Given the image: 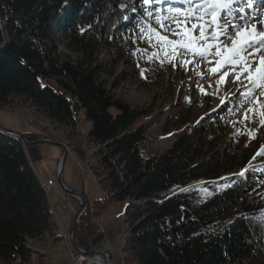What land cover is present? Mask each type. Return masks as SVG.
I'll return each instance as SVG.
<instances>
[{
	"label": "trees",
	"instance_id": "obj_1",
	"mask_svg": "<svg viewBox=\"0 0 264 264\" xmlns=\"http://www.w3.org/2000/svg\"><path fill=\"white\" fill-rule=\"evenodd\" d=\"M0 3L9 38L0 49V104L24 97L70 128L83 112L96 148L92 168L104 195L94 206L134 201L124 264H264V165L256 161L244 177L230 173L250 164L245 144L227 137L225 108L188 123L187 107H180L173 117L178 135L161 151L148 153L147 130L136 125L148 111L108 84L121 61L131 66V79L141 69L148 79L150 67L159 64L147 59L160 45L142 0ZM3 32L0 24V44ZM143 35H152L151 46ZM105 47L112 49L109 59L101 57ZM22 133L35 139L34 132ZM86 220L75 239L79 246H94V222ZM46 236L63 237L45 186L21 139L0 130V264L38 261L30 241Z\"/></svg>",
	"mask_w": 264,
	"mask_h": 264
},
{
	"label": "rangeland",
	"instance_id": "obj_2",
	"mask_svg": "<svg viewBox=\"0 0 264 264\" xmlns=\"http://www.w3.org/2000/svg\"><path fill=\"white\" fill-rule=\"evenodd\" d=\"M169 5L173 8L188 7V5L182 4L181 0H164V3L160 5L148 4L146 5L150 8L148 11L153 12L154 15L153 17L148 16L146 22L151 30L155 29L161 35H169L174 39L175 37L171 35L170 31V28L174 29V23L172 21L164 22L169 27L162 29L155 19L157 9L161 10L159 13L161 16L175 15L169 12ZM254 8L256 9L254 15L261 19L247 24L246 27H255L257 31H264V0H256ZM246 12L252 14L251 9H246ZM195 22V20L190 21L189 26ZM157 47L160 46L156 45L155 48ZM101 50V57L109 59L108 54L112 49L109 50L105 47ZM66 52L70 53L67 50ZM184 58L189 59L190 56ZM212 66V64L205 65L201 59L195 58L185 71L184 68L179 67L173 69L166 60L163 66L160 64L151 66V76L144 80L140 77L141 75L131 79L133 74L131 66L121 61L115 66L114 76L109 77L108 84L117 95L132 106L143 107L148 111V114L139 119L136 124H143L147 130L148 153L161 151L178 135L181 128L175 126L173 117L176 116L180 107H187L186 118L189 120L188 123H192L213 109H217L222 100L228 99L229 104L224 107L227 112L225 120L227 137L233 136L245 144L247 156L244 160H247L248 164L260 163L264 165V155L253 159L257 151L264 146V126L259 124L258 115L249 120L243 119L245 110L252 104L255 97L260 96L261 89H255L252 95L232 100V94L237 89L236 83L227 82L217 85L218 75L215 74L210 75L208 79L198 77L197 73L209 75L208 69ZM223 70H228V67ZM242 83H247V81L242 78ZM197 85L203 86L211 95L202 93ZM237 95L239 94L237 93ZM186 97L190 99L186 100ZM261 99L264 100V97ZM228 108H231L232 111L229 112ZM183 117L185 118V116ZM0 122L21 133L25 131L36 133L33 140H28L24 136L29 142L52 139L66 145L67 156L63 165V184L67 188L81 193L87 201V207L77 224L75 237L82 219L87 218L86 222L93 221L92 228L95 229V232L91 239L94 240V243L90 242V244L96 246L97 249L109 251L114 264H124L122 247L129 233V221L134 201H111L100 209L94 206L96 200L102 199L104 195L92 168L96 163L94 157L96 148L87 137L89 124L85 120L83 112L79 113L77 125L70 128L48 119L32 105L31 101L14 95L0 104ZM236 129H240L239 134ZM250 130L254 139L249 136ZM24 146L37 176L45 186L63 235L60 240H54L48 236L41 242L31 240L30 245L37 253L39 252L38 261L33 264H42L43 262L44 264H72L68 248L69 234L81 208V202L77 197L67 192L59 179L58 167L64 156V149L51 142H42L36 145L24 144ZM238 170L235 168L230 173L238 172ZM131 203L132 205H130ZM85 215L89 216L83 218Z\"/></svg>",
	"mask_w": 264,
	"mask_h": 264
},
{
	"label": "snow or ice",
	"instance_id": "obj_3",
	"mask_svg": "<svg viewBox=\"0 0 264 264\" xmlns=\"http://www.w3.org/2000/svg\"><path fill=\"white\" fill-rule=\"evenodd\" d=\"M142 3L160 5L164 3V0H142ZM181 3L188 7L173 8L169 5V12L175 15L161 16L159 14L161 10H156L155 19L162 29L169 27L164 22L174 23L175 27L170 28V31L175 38L161 35L160 32L152 29V35H155L160 47L157 52L147 57L148 61L155 59L163 66L164 61L167 60L173 69L179 67L184 68L185 71L195 58L201 59L205 65L212 64L213 66L208 69L209 75L197 73L198 77L208 79L210 75L215 74L218 75L217 85L227 82L236 83L237 89L232 94V100L252 95L255 89H261L260 96L255 97L252 104L245 110L243 119L249 120L258 115L259 124L264 126V100L261 99L264 97V31H257L255 27H246L247 24L261 19L254 15L256 0H181ZM246 9H251L252 14L246 12ZM132 10L135 11V8ZM146 14L149 17L154 15L151 11ZM123 18L128 19L127 16ZM192 20L196 22L189 26ZM81 31L84 30L81 29ZM152 35H143L141 39L146 40L151 46ZM137 52L145 53L147 49H137ZM185 56L190 58L185 59ZM137 66L139 67V64ZM226 67L228 70H223ZM140 75L147 79L144 69H141ZM242 78L247 83H242ZM197 87L205 95H211L203 86L197 85ZM228 104V99L222 100L218 108L212 111L215 112ZM228 111L231 112L232 109L228 108ZM200 119L203 120L204 117ZM236 132L239 134L240 129H236ZM249 136L255 138L251 130ZM262 155H264V146L257 151L253 159ZM251 167L250 164L249 167L233 175L244 177ZM221 179L227 180L228 177H221ZM260 183L264 184V181ZM261 222L264 223V221Z\"/></svg>",
	"mask_w": 264,
	"mask_h": 264
},
{
	"label": "water",
	"instance_id": "obj_4",
	"mask_svg": "<svg viewBox=\"0 0 264 264\" xmlns=\"http://www.w3.org/2000/svg\"><path fill=\"white\" fill-rule=\"evenodd\" d=\"M0 24L2 25V28H3V31H4L3 32V34H4V42L0 44V49H2L9 43V38H8V36L6 34L5 27H4L3 14L1 12V3H0ZM0 129L3 130L6 133H9L11 135H14V136L20 138L24 142L25 145H36V144H40L42 142H51V143L58 144L61 147H63L64 156L62 157V159H61V161L59 163L58 174H59V179H60L62 185L64 186V184H63V165H64L65 158L67 156V147H66V145L64 143H61V142H58V141H55V140H52V139H42V140H39V141L29 142L24 137L23 133H21V132H19L17 130L8 128V127L4 126L2 123H0ZM64 187L67 189L68 193H70L71 195L77 197L80 200V202H81V208H80L79 212L76 215L75 222H74L73 226L71 227L70 234H69L70 244L74 248H77L78 244H77L76 239H75V232H76L77 224H78V222L80 220V217H81L82 213L84 212L85 208L87 207V201H86V199L84 198V196L81 193L75 192L74 190H71V189L67 188L66 186H64Z\"/></svg>",
	"mask_w": 264,
	"mask_h": 264
},
{
	"label": "built area",
	"instance_id": "obj_5",
	"mask_svg": "<svg viewBox=\"0 0 264 264\" xmlns=\"http://www.w3.org/2000/svg\"><path fill=\"white\" fill-rule=\"evenodd\" d=\"M70 261L72 264H113L112 257L106 255V250L95 249V246H79L74 248L68 242Z\"/></svg>",
	"mask_w": 264,
	"mask_h": 264
},
{
	"label": "bare ground",
	"instance_id": "obj_6",
	"mask_svg": "<svg viewBox=\"0 0 264 264\" xmlns=\"http://www.w3.org/2000/svg\"><path fill=\"white\" fill-rule=\"evenodd\" d=\"M95 247H96V246H95ZM95 249H97V247H96ZM106 255H107L108 257H112L111 253H110L109 251H107V250H106ZM113 264H114V262H113Z\"/></svg>",
	"mask_w": 264,
	"mask_h": 264
}]
</instances>
